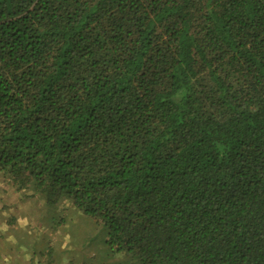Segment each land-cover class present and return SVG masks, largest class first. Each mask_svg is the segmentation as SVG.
<instances>
[{"label":"trees","instance_id":"1","mask_svg":"<svg viewBox=\"0 0 264 264\" xmlns=\"http://www.w3.org/2000/svg\"><path fill=\"white\" fill-rule=\"evenodd\" d=\"M0 171L128 264H264V0H0Z\"/></svg>","mask_w":264,"mask_h":264},{"label":"rangeland","instance_id":"2","mask_svg":"<svg viewBox=\"0 0 264 264\" xmlns=\"http://www.w3.org/2000/svg\"><path fill=\"white\" fill-rule=\"evenodd\" d=\"M108 229L69 199L17 192L0 171V264H128L107 245Z\"/></svg>","mask_w":264,"mask_h":264}]
</instances>
